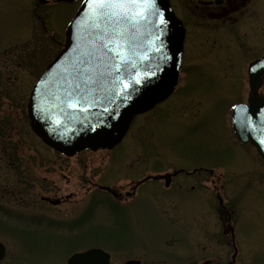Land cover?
<instances>
[{"label": "rangeland", "instance_id": "obj_1", "mask_svg": "<svg viewBox=\"0 0 264 264\" xmlns=\"http://www.w3.org/2000/svg\"><path fill=\"white\" fill-rule=\"evenodd\" d=\"M177 2L187 15L195 3ZM34 3L0 0V52L7 48L9 58L19 50L27 58L25 71L14 68V58L0 60L1 78L10 82L0 93V241L6 246L0 264H66L72 253L89 248L109 252L111 264L157 258L178 264L211 253L228 259L232 248L217 206L233 210L237 258L264 264V161L252 144L236 139L231 120L233 105L248 95V62L264 53V2L252 4L236 26L185 16L177 90L138 115L112 152L72 156L34 134L26 104L46 62L62 47L78 4L49 1L38 7L37 18ZM85 159H91L87 170ZM192 164L214 173L178 174L168 185L153 179ZM132 180L144 181L124 206H109L96 187L105 181L126 188ZM46 195L61 200L43 201Z\"/></svg>", "mask_w": 264, "mask_h": 264}, {"label": "water", "instance_id": "obj_2", "mask_svg": "<svg viewBox=\"0 0 264 264\" xmlns=\"http://www.w3.org/2000/svg\"><path fill=\"white\" fill-rule=\"evenodd\" d=\"M155 7L159 10V15L150 13L147 21L137 27L140 34L136 38L139 45L137 51L146 59L133 57L135 68L129 66L127 73L122 74L124 82L129 83V91L132 76L141 80L136 85L137 90L132 92L131 99L122 102L119 95L109 96L107 99L101 97L94 107L85 111L71 110L73 114L68 117L59 109L45 110V101H55L45 93V85H38V81L46 73L49 74L46 84L55 91L54 83L62 68L75 58L77 45L86 41L81 28H85L88 21L85 17V3H82L66 29L62 49L42 73L28 100L30 125L46 144L68 156L87 148H112L122 140L137 114L151 109L174 91L181 68L185 28L174 14L169 0H156ZM161 18L166 21L163 26L158 23ZM154 48L158 51H153ZM157 65L159 71L153 75ZM248 74V103L237 104L238 107L233 109L232 125L237 139L240 142H251L264 159V147L260 145V141L264 140V97H260L258 93L264 75V55L250 63ZM57 120L60 122L57 123ZM5 253V245L0 241V260ZM73 256L83 257L90 264H110V254L100 248L76 252L68 258L67 264H73ZM127 263L133 264L136 261L129 260Z\"/></svg>", "mask_w": 264, "mask_h": 264}, {"label": "snow or ice", "instance_id": "obj_3", "mask_svg": "<svg viewBox=\"0 0 264 264\" xmlns=\"http://www.w3.org/2000/svg\"><path fill=\"white\" fill-rule=\"evenodd\" d=\"M84 3L88 23L81 32L85 33L86 41L77 45L75 58L62 68L54 83L55 91L46 84L49 74L38 81V85H45V93L55 101H45V110L59 109L68 117L73 114L71 110L85 111L94 107L101 97L107 99L119 95L122 102L131 99L141 80L132 76L129 91V83L124 82L122 74L127 73L129 66L135 68L133 57L146 59L137 51L136 38L140 35L137 27L147 21L150 13L159 15L156 0H84ZM158 23L163 26L166 21L161 18ZM157 71L159 65L153 70V75ZM237 107L233 105L234 109ZM260 145L264 147V140ZM72 261L73 264H90L83 257L73 256Z\"/></svg>", "mask_w": 264, "mask_h": 264}, {"label": "flooded vegetation", "instance_id": "obj_4", "mask_svg": "<svg viewBox=\"0 0 264 264\" xmlns=\"http://www.w3.org/2000/svg\"><path fill=\"white\" fill-rule=\"evenodd\" d=\"M49 1L52 2H65L68 4H80L83 0H71V1H66V0H44L42 1L43 3H40L39 0H34V4L36 6L34 13L37 15V18H41V15L39 14L38 7L41 5L47 4ZM175 12L177 13L178 16H200L202 18L207 19L209 22L213 21H220L221 23H228L229 26H236L237 23L240 22L241 19L246 18L245 16L247 15L248 11L251 10V5L255 4L256 2L261 4L264 2L263 0H194V4L190 8V13L184 14L180 13L179 10L177 9L178 2L177 0H170ZM201 11V12H200ZM247 12V13H246ZM184 25L186 27V40H187V31H188V26H187V18L182 17ZM23 41H19L18 45H21ZM24 44V43H23ZM22 44V45H23ZM21 45V46H22ZM16 48V47H14ZM17 49H21V47H18ZM7 51V48L2 49V56L0 60L4 59L6 63L9 59L13 61V58L16 60L14 65V68H20L24 69V71L27 69V58L24 55L25 53L23 51L19 50H11V55L12 57H9V53H5ZM185 53H186V44H185ZM261 55V54H260ZM260 55H256L253 58H256ZM18 56V59H17ZM23 58V60H22ZM185 58V54H184ZM252 58V59H253ZM50 61V60H49ZM46 62L45 65H47ZM43 70V69H42ZM7 73L9 70H6ZM6 74L5 71H3V75ZM2 75H0V78ZM5 80V81H4ZM7 78H1L0 79V85L3 86L0 88V93L2 92L3 94H6L7 91L10 89L6 87L7 85H10V82L6 84ZM20 95L22 97V93L17 94V96ZM2 94H0L1 98ZM15 96L14 99L17 98ZM20 99V97H19ZM17 100V99H16ZM114 149V148H113ZM113 149H105L108 151H111ZM93 151V150H89ZM84 166L86 169L91 165V159H85L84 160ZM90 168V167H89ZM88 169V168H87ZM86 169V170H87ZM203 171H207L209 174H213V169L211 167H203L201 165L195 166V164H192L191 166H186L183 168H180L179 170L173 172V173H165L161 177H155L153 176V179L157 178H163L165 180L166 185L172 182V179L174 176H177L178 174L180 175H191V174H201ZM101 175H99L100 177ZM148 179V178H147ZM144 180L138 181V180H132L130 183H128V187L126 188H121L119 186H116L115 183H110V182H96V187L99 189V191H102L103 196L102 198L105 199L108 203L109 206H124L123 203L130 202L134 199L136 196V189L139 188L140 183L143 182ZM216 179L213 178V184L215 183ZM124 187V186H123ZM43 201L50 202L52 204H57L61 199H53L49 197L48 195L42 197ZM216 213L218 216V220L221 223V231L223 232V235L227 237V244L232 248V252L230 255L226 258H223L219 253H211V254H206L204 257H202L199 260H184L178 264H243L238 258V249L235 246L234 243V230H233V221H232V216H233V210L229 208L228 206H222L219 207L217 206ZM214 252V251H213ZM239 257V256H238ZM153 264H162L163 260L160 258L152 259ZM136 264H140V260Z\"/></svg>", "mask_w": 264, "mask_h": 264}, {"label": "bare ground", "instance_id": "obj_5", "mask_svg": "<svg viewBox=\"0 0 264 264\" xmlns=\"http://www.w3.org/2000/svg\"><path fill=\"white\" fill-rule=\"evenodd\" d=\"M262 87H263V86H262ZM248 90H250L249 86H248ZM259 95L261 96V94H260V89H259Z\"/></svg>", "mask_w": 264, "mask_h": 264}]
</instances>
